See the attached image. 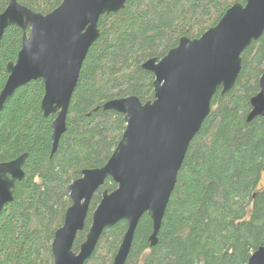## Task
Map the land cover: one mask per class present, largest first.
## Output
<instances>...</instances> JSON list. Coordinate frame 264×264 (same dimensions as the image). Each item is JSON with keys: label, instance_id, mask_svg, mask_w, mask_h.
<instances>
[{"label": "trees", "instance_id": "1", "mask_svg": "<svg viewBox=\"0 0 264 264\" xmlns=\"http://www.w3.org/2000/svg\"><path fill=\"white\" fill-rule=\"evenodd\" d=\"M246 0H128L117 13L102 15L99 37L89 48L72 94L66 132L52 151V122L40 103L41 80L13 92L0 112V163L26 154L24 177L0 213V264H54L51 243L71 205L69 186L84 170L102 168L125 130L124 116L104 111L111 100L154 99L153 75L142 69L161 59L181 38L198 39L234 4ZM9 0H0V13ZM46 15L62 0H17ZM23 31L8 27L0 41V91L21 49ZM264 74V33L241 54L233 88L214 95L210 112L192 139L177 175L157 235L145 214L125 264H247L264 247V116L247 122L250 100ZM107 178L93 195L73 252L79 251ZM126 223L105 229L84 264H112Z\"/></svg>", "mask_w": 264, "mask_h": 264}, {"label": "water", "instance_id": "2", "mask_svg": "<svg viewBox=\"0 0 264 264\" xmlns=\"http://www.w3.org/2000/svg\"><path fill=\"white\" fill-rule=\"evenodd\" d=\"M128 0H62L42 15L9 0L0 13V41L4 31L17 26L23 31L15 63L6 66L8 77L0 91V112L18 88L41 80L44 95L40 108L52 122V151L66 132V116L82 63L99 37L97 23L104 14L117 13ZM264 33V0L234 4L219 22L198 39L181 38L161 59H150L142 69L153 77L154 99L142 104L136 97L115 99L102 106L124 116L125 130L116 148L99 169L82 171L69 186L70 207L62 226L54 233V264H84L102 232L124 221L126 231L112 264H125L137 225L147 215L152 223L150 247L157 235L177 175L188 147L209 115L214 95L229 92L241 70V54ZM247 122L264 116V74L259 92L250 100ZM26 154L0 163V213L12 201L20 182ZM107 178L115 184L104 190L91 215V225L78 253L73 243L84 228L90 201ZM247 264H264V247Z\"/></svg>", "mask_w": 264, "mask_h": 264}, {"label": "bare ground", "instance_id": "3", "mask_svg": "<svg viewBox=\"0 0 264 264\" xmlns=\"http://www.w3.org/2000/svg\"><path fill=\"white\" fill-rule=\"evenodd\" d=\"M82 174V173H81ZM81 178V177H80ZM70 197V196H69ZM65 215V214H64ZM86 221V220H85ZM85 225V224H84ZM88 233V232H87ZM52 244V243H51ZM81 246V245H80ZM78 253V252H77Z\"/></svg>", "mask_w": 264, "mask_h": 264}]
</instances>
